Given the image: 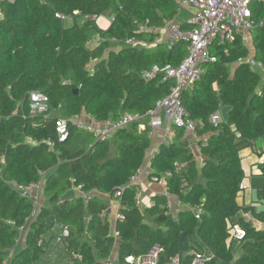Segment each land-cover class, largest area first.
<instances>
[{
	"label": "trees",
	"instance_id": "trees-1",
	"mask_svg": "<svg viewBox=\"0 0 264 264\" xmlns=\"http://www.w3.org/2000/svg\"><path fill=\"white\" fill-rule=\"evenodd\" d=\"M176 6V0H0V264H126V258H146L154 248L162 250L157 264L176 257L178 264H193L196 255L211 256L198 264H236L235 223L246 231L239 246L251 248L238 264H264V230L240 217L249 213L264 225V186L260 211L237 202L245 178L240 151L264 144V81L242 61L251 54L264 66V1L250 5V48L238 38L213 44L216 62L205 65L200 80L181 95L196 149L185 137L188 131L172 126L171 143L161 144L150 161L158 180L171 172L167 192L189 210L172 217L164 197L141 210L136 184L115 196L143 166L150 148L147 128L138 132L134 124L99 142L84 131L76 140L81 130L71 123L67 141L58 143L57 118L87 116L100 123L146 115L169 94L174 80L143 75L153 67H177L187 55L185 43L111 50V41L150 43L155 35L138 25L162 28ZM105 13L110 25L103 30L96 20ZM33 91L47 97L48 117L31 114ZM224 107L229 109L222 122ZM216 114L219 121L213 123ZM257 168L264 176V160ZM41 179L43 201L33 212L32 200L16 187ZM83 194H91L87 203ZM100 195L117 202L121 218L113 224L103 214L107 205Z\"/></svg>",
	"mask_w": 264,
	"mask_h": 264
},
{
	"label": "built area",
	"instance_id": "built-area-1",
	"mask_svg": "<svg viewBox=\"0 0 264 264\" xmlns=\"http://www.w3.org/2000/svg\"><path fill=\"white\" fill-rule=\"evenodd\" d=\"M260 1L264 0H176L175 16L172 20L166 21L162 28H148L142 24L138 25L140 32H149L155 35L150 43L136 41L135 39H124L120 42L112 40L111 43L115 44L116 47H148L149 45L164 44L168 48H171L176 43H185L187 55L177 67L169 65L164 68L153 67L150 72L144 73L143 78L145 80H150L158 74H163V81L172 79L175 82L169 94L159 100L155 104L154 109L146 115H124L119 120L109 118L100 123L95 120L83 122L82 117H75L72 121L60 117L55 120V133L58 143L62 144L67 141L71 123L77 129L92 135L99 142L108 141L115 132L134 124L143 129L147 128L149 139L154 137L156 131L161 130L164 134V143L166 144L171 143L173 137L172 126L192 133L194 127L187 120V112L181 104L182 93L200 80L205 72V65L216 62V57L210 51V47L213 44L225 46L233 43L238 38L245 47L250 48V32L253 29L250 5ZM184 10H188L189 12V18L186 22L188 28H183L178 20ZM56 17L63 18L59 14ZM162 34L165 35V39L162 37ZM242 61L248 65L250 71L258 73L264 81V66L260 62L256 61L251 54H248ZM28 104L31 114L34 116L48 117L51 113L47 97L40 92H30L28 94ZM161 115L163 116L161 117ZM218 121L219 116L216 114L212 117V122L217 123ZM197 151L199 152V150ZM141 175V170H138L129 179L128 183L115 193V196H121L124 190L131 187L132 184H136L140 180ZM163 176L162 182L166 184L165 178L170 177L171 172L167 171ZM42 187V179L29 187H16L22 197L32 200L33 212H37L41 207ZM239 189L240 191H244L246 187L241 184ZM82 196L85 203L91 199V194H83ZM175 202L180 209L189 210L188 207L182 206L179 201L175 200ZM117 208L119 207L117 206ZM193 213L195 219L199 220L201 210L196 209ZM103 214L105 215V213ZM120 218V215L117 213L115 219ZM25 232L24 227L20 229L21 236ZM67 235L68 233L64 231L62 237H67ZM245 237L246 231L238 223H235L232 226L231 239L234 242L240 243ZM161 251L158 248L156 251H152L147 256L149 257L147 264H157V255ZM210 259V255H196L193 264ZM142 261V258L134 259L132 257H128L125 260L126 264H136L137 262L142 264ZM107 264L112 263L108 262Z\"/></svg>",
	"mask_w": 264,
	"mask_h": 264
},
{
	"label": "crops",
	"instance_id": "crops-1",
	"mask_svg": "<svg viewBox=\"0 0 264 264\" xmlns=\"http://www.w3.org/2000/svg\"><path fill=\"white\" fill-rule=\"evenodd\" d=\"M106 18V17H99L96 22L99 21V19ZM189 18V12L188 10H184L181 14V16L178 18L179 22L181 24H186V28H188L187 25V19ZM105 21L108 23L106 28H103V24L100 25L99 27L103 30H106L108 26L110 25V18L105 19ZM68 22V21H67ZM162 37L165 39V35L162 34ZM119 50L120 47L112 48L111 50ZM227 113L228 110L225 112L220 111L219 115L222 120V122H225L227 120ZM163 115H161L162 117ZM83 122L86 121H92L94 119L89 118L87 116H84L81 118ZM164 120L166 121L165 117ZM80 130V129H79ZM143 129L142 127L138 126V132H142ZM80 132H83L82 130ZM84 134V132L82 133ZM172 134H174L172 132ZM164 134L161 130L156 131L155 135L152 139H150V148L146 151L144 161H143V166L141 167V178L140 180L136 183L137 185V201L139 203V207L141 210L146 209L150 205L152 206V201L156 197H164L166 199L167 205L166 208L169 209V214L172 217H176L178 212L181 210L178 206L177 203L175 202V197L170 195L167 192L166 185L162 182V179L164 176H161L159 180L151 176L152 171L150 170V161L152 160L153 154L157 151L158 147L164 143ZM185 137L189 138V145L191 150L196 149L195 145V137L194 135L190 132H186ZM165 144V143H164ZM79 146V145H76ZM197 151V150H196ZM249 151H245L244 155L241 156L242 159V166H243V171L245 175H249V181H248V188L245 185L246 189L242 191L243 195L238 197L237 202L239 205H246V206H252L255 207L256 210L260 211L262 209L263 203L260 202L259 199V191L263 188L264 186V176L260 175V172L258 171L257 165L261 162H263L264 158L257 160V158L263 157V152H264V144L257 143L254 145L253 149H250V153L248 154ZM259 155V157L255 158L253 155ZM198 165L200 166V157H196ZM258 175L259 178L255 179V176ZM256 191V192H255ZM244 192H248V194H244ZM73 195L75 196H80L81 194L79 192L74 193ZM101 198L105 200V203L107 205V210H106V216L108 217V220L114 223L115 220V215H116V210H117V202L116 201H111L106 199L107 196H102L100 195ZM240 217L244 219L245 222L249 223L252 225V227L257 230V231H262L264 230V225L259 223L258 221H255L254 218L252 217L251 214L249 213H243L240 214ZM146 223L152 225L153 223L151 222V219L146 217ZM232 249L235 255V263L238 264V262L241 260L242 257H245L247 254L251 252V248L248 247L244 249L243 247L239 246V243L232 241ZM152 253V252H150ZM149 253V254H150ZM147 258H142V264H147ZM176 260V264H178V258H174ZM172 260L171 262H175V260ZM136 264H139L138 262ZM174 264V263H170Z\"/></svg>",
	"mask_w": 264,
	"mask_h": 264
},
{
	"label": "rangeland",
	"instance_id": "rangeland-1",
	"mask_svg": "<svg viewBox=\"0 0 264 264\" xmlns=\"http://www.w3.org/2000/svg\"><path fill=\"white\" fill-rule=\"evenodd\" d=\"M109 13V12H108ZM108 13H105L104 14V16H102V17H106V18H102V19H99V21L97 22V24L100 26V25H102L103 24V28H106L107 27V22L105 21V19L107 20V19H109L110 18V15L108 14ZM83 21V19L82 18H78L77 19V22L78 23H81ZM72 20H69L67 23H66V25H70V24H72ZM107 23V24H106ZM96 41L97 40H95L93 43H91V44H95L96 43ZM111 46H112V48H116V45L115 44H113V43H111ZM229 108L228 107H224V108H222V112L224 111H226V110H228ZM227 118V117H226ZM83 132H81V133H76V137H75V139L76 140H79L80 138H82L83 137V135L84 134H82ZM85 136V135H84ZM245 151H249L248 152V154L250 153V148H243V149H241V151H240V155L241 156H243L244 155V153H245ZM253 157H255V158H257V156H255V155H253ZM262 158H264V156L263 157H261V158H257V160H260V159H262ZM257 178H259V176L258 175H256L255 176V179H257ZM248 181H249V175H245V178H244V180H243V183L247 186V184H248ZM247 183V184H246ZM247 188H248V186H247ZM77 191H74V193H76ZM256 192V191H255ZM241 194L243 195V193H241L240 192V196H241ZM244 194H248V192H244ZM24 235V234H23ZM22 238H23V236H22ZM21 238V239H22ZM154 251H156V249H154L153 250V252ZM175 260V259H174ZM171 263H174V264H176V260H175V262H171Z\"/></svg>",
	"mask_w": 264,
	"mask_h": 264
},
{
	"label": "water",
	"instance_id": "water-1",
	"mask_svg": "<svg viewBox=\"0 0 264 264\" xmlns=\"http://www.w3.org/2000/svg\"><path fill=\"white\" fill-rule=\"evenodd\" d=\"M74 93L77 94L76 91H74ZM183 238H184V234H181L180 237H179V246H180V249H182V244H183Z\"/></svg>",
	"mask_w": 264,
	"mask_h": 264
},
{
	"label": "clouds",
	"instance_id": "clouds-1",
	"mask_svg": "<svg viewBox=\"0 0 264 264\" xmlns=\"http://www.w3.org/2000/svg\"><path fill=\"white\" fill-rule=\"evenodd\" d=\"M85 133H86V132H85ZM73 191H75V189H73ZM41 196H42V195H41ZM42 201H43V197H42ZM104 213L106 214V211H105ZM154 249H157V248H154ZM154 249H153V250H154ZM153 250H152V251H153ZM152 251H151V252H152Z\"/></svg>",
	"mask_w": 264,
	"mask_h": 264
}]
</instances>
